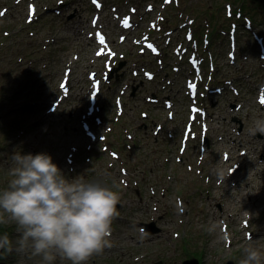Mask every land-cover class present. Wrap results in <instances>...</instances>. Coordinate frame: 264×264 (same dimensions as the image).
Masks as SVG:
<instances>
[{
  "label": "rangeland",
  "instance_id": "1",
  "mask_svg": "<svg viewBox=\"0 0 264 264\" xmlns=\"http://www.w3.org/2000/svg\"><path fill=\"white\" fill-rule=\"evenodd\" d=\"M101 3L98 9L90 0H0V188L7 186L14 152L47 153L69 179L115 181L120 207L112 247L87 264H182L191 257L201 264H238L249 244L264 249V134L251 131L257 120H264V59L253 35L259 33L264 42V0ZM31 8L35 15L28 21ZM126 13L135 22L129 30L120 23ZM191 18L194 29L201 30L198 43L180 60L173 48L188 44L187 29L180 26ZM232 27L235 45L229 37ZM96 29L108 35L123 65L97 97L99 109L89 112V73L103 75L110 60L95 54ZM147 31L163 48L160 57L140 54L143 46L135 40ZM192 53L207 59L201 106L207 109L208 143L203 153L190 140L179 162L177 149L191 103L185 83L194 76L187 59ZM145 71L155 72V79L148 81ZM214 88L222 91H208ZM154 94L158 103L147 101ZM117 95L123 96L122 110L115 106ZM168 97L174 101V120L164 107ZM143 112L148 116L142 117ZM155 123L165 125L156 135ZM83 125L92 127L95 140ZM218 167L227 170L226 178L215 174ZM211 223L234 235L231 246L214 243L206 231ZM5 231L17 238L14 225L0 226V234ZM248 232L255 238L248 239ZM0 264H39V258L2 253Z\"/></svg>",
  "mask_w": 264,
  "mask_h": 264
},
{
  "label": "clouds",
  "instance_id": "2",
  "mask_svg": "<svg viewBox=\"0 0 264 264\" xmlns=\"http://www.w3.org/2000/svg\"><path fill=\"white\" fill-rule=\"evenodd\" d=\"M252 133L264 134V120ZM7 186L0 188V226L14 225L17 238L0 234V253L39 258V264H87L111 248L112 224L119 216L120 195L103 178L69 179L47 153L11 155ZM215 174L226 178L227 170ZM206 231L214 243L228 240L220 223ZM238 264H264V249L249 244Z\"/></svg>",
  "mask_w": 264,
  "mask_h": 264
},
{
  "label": "water",
  "instance_id": "3",
  "mask_svg": "<svg viewBox=\"0 0 264 264\" xmlns=\"http://www.w3.org/2000/svg\"><path fill=\"white\" fill-rule=\"evenodd\" d=\"M119 207H120V203L117 205V208H119ZM151 225H153V224H151ZM149 227H150V225H149ZM152 232H153L152 230H149V233H152ZM0 254H2V253H0ZM183 264H200V261L198 258L193 257V258L186 259L183 262ZM230 264H233V262L230 261Z\"/></svg>",
  "mask_w": 264,
  "mask_h": 264
},
{
  "label": "bare ground",
  "instance_id": "4",
  "mask_svg": "<svg viewBox=\"0 0 264 264\" xmlns=\"http://www.w3.org/2000/svg\"><path fill=\"white\" fill-rule=\"evenodd\" d=\"M89 139H90V138H89ZM251 141H252V140H251ZM253 141H254V139H253ZM259 141H260V140H258V142H259ZM262 142H264V140H263V139H262ZM255 235H256V234H254V235H253L252 239H254V238H255ZM234 239H235V238H234V235H233V234H232V236H229V237H228V240H229V242H232V241H234Z\"/></svg>",
  "mask_w": 264,
  "mask_h": 264
},
{
  "label": "snow or ice",
  "instance_id": "5",
  "mask_svg": "<svg viewBox=\"0 0 264 264\" xmlns=\"http://www.w3.org/2000/svg\"><path fill=\"white\" fill-rule=\"evenodd\" d=\"M33 11H34V9H33ZM2 14L3 13H0V15H2ZM101 43H103V39L101 40ZM261 102L264 103V97H262Z\"/></svg>",
  "mask_w": 264,
  "mask_h": 264
},
{
  "label": "trees",
  "instance_id": "6",
  "mask_svg": "<svg viewBox=\"0 0 264 264\" xmlns=\"http://www.w3.org/2000/svg\"><path fill=\"white\" fill-rule=\"evenodd\" d=\"M251 1H254V0H251ZM245 6V5H244ZM246 8V7H245ZM3 233V232H2Z\"/></svg>",
  "mask_w": 264,
  "mask_h": 264
}]
</instances>
